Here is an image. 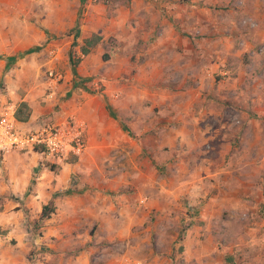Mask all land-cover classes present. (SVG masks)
<instances>
[{"label": "rangeland", "instance_id": "obj_1", "mask_svg": "<svg viewBox=\"0 0 264 264\" xmlns=\"http://www.w3.org/2000/svg\"><path fill=\"white\" fill-rule=\"evenodd\" d=\"M72 95L85 152L32 177L76 164L73 197L0 194L23 221L0 261L264 264V0H0V112L49 105L36 127Z\"/></svg>", "mask_w": 264, "mask_h": 264}, {"label": "crops", "instance_id": "obj_2", "mask_svg": "<svg viewBox=\"0 0 264 264\" xmlns=\"http://www.w3.org/2000/svg\"><path fill=\"white\" fill-rule=\"evenodd\" d=\"M32 47H38L35 50H31L29 52H37L40 49V45H35ZM31 48V47H29ZM21 53L18 52L17 54H7L4 55L5 59L15 57L13 60H8L7 62L10 64L11 62H14L17 58H19ZM7 63V64H8ZM75 68V66H72ZM72 68V71L73 69ZM98 96L96 95V98ZM68 102H63L61 110L54 114L53 120L57 123L64 124L67 121V118L70 116L74 115H81L80 112L77 111V105H75V96L72 95L70 98L67 100ZM27 105L31 108V114L26 121H18V124L20 127L23 129H30L34 127L32 124L35 123V119L43 113V111H48L49 110V105L41 106L39 103L36 104L35 102H30L26 101ZM48 109V110H47ZM60 121V122H59ZM32 125V126H31ZM86 149V143H85V148L83 149L82 153L85 152ZM81 153V154H82ZM80 154V155H81ZM79 155V156H80ZM77 156V157H79ZM76 157V156H73ZM24 158H27V161L24 162ZM45 158V159H44ZM43 159L51 161L56 164H62L59 161L54 162V159H52L50 156L41 153V152H26V153H21V152H9L5 154L2 162V168L5 170H1L0 168V194L8 193L11 190H14L15 192H24L29 185V182L31 181V178L36 180L35 183L32 185V192L29 194V196L23 200V204L26 206H30L31 208H36V214H39L41 212V208L43 205H46L48 201L54 200V205H60L61 202H66L70 200V197H73V194L68 193V197H64V195L60 196L61 191H72L73 188L70 187V173L71 170L74 169H69V166L73 165L72 168L75 167L76 164H67L68 167H61L60 170L58 171L56 177L53 179V181L48 182L47 180L43 181L41 179V175L43 171L39 169L41 172L39 173L38 177H32V171L35 170L38 165L43 164ZM1 167V166H0ZM24 171L26 174L25 178H20L18 180V177L20 176V171ZM39 168V167H38ZM37 168V169H38ZM19 175V176H18ZM10 179V180H9ZM23 181H26V183H23ZM28 181V183H27ZM63 197V199L61 198ZM23 205V206H24ZM6 209L0 210V224L3 225L1 226L2 229L7 230L8 236H16L18 234V230L20 232L23 230L22 228V217L21 213H14V214H6ZM31 216V215H30ZM5 217V218H4ZM29 215L23 214V220L24 218H28ZM32 218L33 215H32ZM31 220V217H30ZM59 230L57 229L56 232ZM23 234L19 233V236H22ZM17 237V238H23V237ZM1 242V239H0ZM1 248V247H0ZM1 250V249H0ZM1 264H10L11 261H0Z\"/></svg>", "mask_w": 264, "mask_h": 264}, {"label": "built area", "instance_id": "obj_3", "mask_svg": "<svg viewBox=\"0 0 264 264\" xmlns=\"http://www.w3.org/2000/svg\"><path fill=\"white\" fill-rule=\"evenodd\" d=\"M83 126L70 116L64 124L43 120L33 129L19 126L13 107L0 112V158L12 151L41 152L62 161L78 156L85 148Z\"/></svg>", "mask_w": 264, "mask_h": 264}, {"label": "trees", "instance_id": "obj_4", "mask_svg": "<svg viewBox=\"0 0 264 264\" xmlns=\"http://www.w3.org/2000/svg\"><path fill=\"white\" fill-rule=\"evenodd\" d=\"M99 39H100V36L96 35V34L92 35L91 37L85 38L84 39V44L81 46V52L83 54L89 53V51L91 50V47H93L99 41ZM37 48L38 47H31V48L27 49V51L29 52V51L35 50ZM13 59H15L14 56L11 57V58H8L7 60H13ZM69 60H70V62L72 64V66H76L78 59H74L70 55ZM29 115H30V109H29L27 103L23 102V101L20 102L18 107H17V109H16V111H15L16 119L18 121H26V120H28ZM49 210L50 209L48 208L47 205H43L42 209H41V212H40V216L42 218L47 217L48 214H49Z\"/></svg>", "mask_w": 264, "mask_h": 264}]
</instances>
